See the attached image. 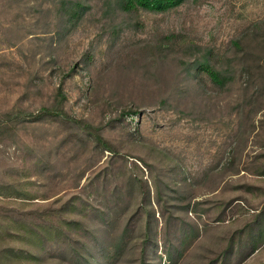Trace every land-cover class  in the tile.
Masks as SVG:
<instances>
[{
  "label": "rangeland",
  "instance_id": "obj_1",
  "mask_svg": "<svg viewBox=\"0 0 264 264\" xmlns=\"http://www.w3.org/2000/svg\"><path fill=\"white\" fill-rule=\"evenodd\" d=\"M118 1L0 0V264H264V0Z\"/></svg>",
  "mask_w": 264,
  "mask_h": 264
},
{
  "label": "trees",
  "instance_id": "obj_2",
  "mask_svg": "<svg viewBox=\"0 0 264 264\" xmlns=\"http://www.w3.org/2000/svg\"><path fill=\"white\" fill-rule=\"evenodd\" d=\"M182 1L183 0H119L118 3L121 8L128 11L138 10L139 8L153 11H165L179 5ZM74 5H79V2ZM242 33H245V31L241 32L239 36L233 38L231 43L233 47H235L237 53L241 52L239 57L241 66L239 67L238 72L240 73L241 82L243 84L242 88L244 91L252 88V93L254 94V92L258 90V87H262L264 89V78L261 79V84L258 86L260 82L259 78L264 77V54L263 59H259L257 53L255 52V45H246L244 42V35ZM173 36L174 34L172 37ZM184 40L185 37L180 39L181 42ZM168 43L169 42H167V44ZM163 48L164 43H161L160 49ZM249 56H255L252 62H250ZM194 64V71L196 73H206L210 80L219 86L225 85L230 72H232V68L227 67L225 63L223 64L216 59L212 61L208 59L197 60ZM245 101L246 100H244V103ZM80 122H83V120Z\"/></svg>",
  "mask_w": 264,
  "mask_h": 264
}]
</instances>
